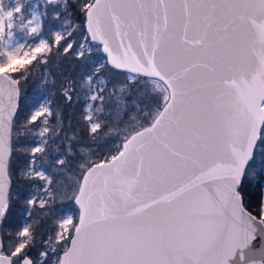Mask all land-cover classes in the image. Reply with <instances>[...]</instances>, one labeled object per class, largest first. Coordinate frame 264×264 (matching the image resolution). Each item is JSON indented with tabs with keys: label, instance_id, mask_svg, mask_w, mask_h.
Here are the masks:
<instances>
[{
	"label": "snow or ice",
	"instance_id": "1",
	"mask_svg": "<svg viewBox=\"0 0 264 264\" xmlns=\"http://www.w3.org/2000/svg\"><path fill=\"white\" fill-rule=\"evenodd\" d=\"M43 2L39 12L40 5L25 10L17 3L5 10L0 4V92L6 85L10 104L6 116L0 108V129L5 120L11 125L15 112L12 98L23 77L13 74L51 51L40 29L46 6L55 0ZM83 9L92 39L101 40L115 68L162 83L160 94L150 97V123L110 161L88 166L72 197L78 224L59 252L51 249V264H264V201L255 215L244 202L246 165L258 141L264 151V0H94ZM14 14H21L19 26ZM113 28L117 37H138L143 62L131 40L125 46L120 39L122 56L113 52L105 38ZM61 39L55 33L56 45ZM98 98L103 101L89 97ZM46 113L51 115L46 103L37 99L28 122ZM100 128L93 122L90 133ZM42 151V143L31 148L33 157ZM8 154L6 136L0 137V219L8 208ZM34 175L52 184L44 171ZM45 202L41 198L39 207ZM36 204L35 196L25 201V216ZM72 223L65 216L58 242L67 239ZM29 228L25 223L17 233L25 239L0 254V264H34L25 252L33 239Z\"/></svg>",
	"mask_w": 264,
	"mask_h": 264
},
{
	"label": "trees",
	"instance_id": "2",
	"mask_svg": "<svg viewBox=\"0 0 264 264\" xmlns=\"http://www.w3.org/2000/svg\"><path fill=\"white\" fill-rule=\"evenodd\" d=\"M87 2L66 0L64 7L57 3L47 5V14L43 16V30L52 44L51 51L37 57L26 71L13 74L15 78H23L20 79L19 110L12 126V153L9 163L12 184L9 205L1 224V235L4 252L9 254L17 241H21L17 233L28 221L33 239L25 248V252L30 254L34 264L39 260H43L44 264H51L56 259L51 249L55 248L59 252L61 246L66 245L72 237L71 234L63 241L57 240L60 222L68 209L75 212V221L78 223L79 209L75 206L70 192H61L65 180L62 182L60 179L63 175L70 174L72 180L76 172L82 170L81 165L88 162L87 153L83 154L80 148L87 152L93 149L91 165L111 159L112 155L121 151L127 138L150 123L149 116L154 107L150 97L160 94L157 84L162 82L158 79L143 75H134V79H131L129 71L115 69L105 61L99 69V75L105 77L106 86L101 93L103 101L97 102L96 107L101 128L96 134L90 133L91 125L86 119V99L82 86L86 75L93 70L94 59L105 57L100 48L89 55L84 53L83 57L76 55L82 39L87 37L86 10L83 9ZM44 8V2L40 0L41 11ZM68 19L72 28L63 36L60 44L56 45L54 32ZM68 43L72 46L68 51H64ZM67 87L70 88L69 95L65 93ZM44 96L50 98L53 110V115L49 118L51 132L57 124L61 126V131L57 136L54 134L53 144H48L47 148L37 155L39 159L53 165L56 176H62L53 180L54 198L48 199L43 208L39 207L37 202L30 207L31 215L25 216V201L30 198L31 190L40 188L41 185V180L28 172L33 156L31 148L35 145L34 131L39 121H28L34 102ZM66 132L69 137L74 135L71 142L74 153L68 154L66 144L61 142ZM254 155L261 156L262 168L257 171L255 178H249L244 184V202L252 213L257 214L261 202L264 201V151L259 150V142ZM59 156L65 157L63 164L58 163ZM41 252H48L49 255L40 257ZM60 254L62 255V252Z\"/></svg>",
	"mask_w": 264,
	"mask_h": 264
},
{
	"label": "rangeland",
	"instance_id": "3",
	"mask_svg": "<svg viewBox=\"0 0 264 264\" xmlns=\"http://www.w3.org/2000/svg\"><path fill=\"white\" fill-rule=\"evenodd\" d=\"M87 1H88L87 3H91L92 0H87ZM17 3L22 4L24 6V9L26 10V9L32 7L33 5H40V0H0V4L3 5V7H4L5 10H10ZM55 3H57V5H60L61 7H64L65 6V3H66V0H59V1L55 2ZM37 11L38 12L41 11L40 7L37 8ZM20 15L21 14H14V22H15V25L16 26H19L22 23V20L16 19V17L17 16H20ZM27 18L28 17H25L24 18L25 21H26ZM71 28H72V26H70V19H68L67 22L64 23V25L59 26L55 30L54 37H55V33H60L62 36L66 35V33L69 32L71 30ZM16 31H17V27H14L13 28V32H16ZM40 32H41V36L45 37L46 40H47V42H48V44L50 45V47H52V44H51L48 36L46 34H44V30H43V17L41 19V29H40ZM33 39H34V37H32V36L29 37V40L30 41H32ZM98 48H100L101 52L103 53L101 44L92 41L89 38V36L87 35V37H84L82 39L81 45H80L78 51L79 52L80 51H83L84 53H88V55H89V54L95 52L96 50H98ZM44 54H46V53H44ZM44 54H41V55H44ZM39 56L40 55H38L37 57H39ZM104 57L105 58H102V59H94V61L92 63L93 70L86 75L85 80H84V83H83V86H82L83 89H84V93L83 94H84V97L86 99V104H85L86 117L88 115H91V117H92L91 120H88L87 119V121L89 122L90 125L93 122H97V121L99 122V119H98V117L96 115V107H97V102H101V101L99 100V98L97 100L93 101V100H90L89 97L92 94H97L98 97L99 96H102L101 95L102 92L99 91V90L101 88H103V90L105 89L106 79H105L104 76L99 75V71L98 72L96 71L97 66L104 65V62L107 61V58H106L105 54H104ZM43 60H45V59H43ZM129 73H131V72H129ZM134 75H136V74L131 73L130 78L131 79H134ZM89 76L92 77L91 81H88V79H87ZM101 81H103V83H101ZM20 93H21V91H20ZM65 93L67 95L70 94V88L69 87H67L65 89ZM40 101L42 103H46V106L48 107L49 111L51 112V115H48L46 113L44 116H42V117H40V118H38L36 120V121H39V124H38L37 129L34 131V134L36 136V138H35V144L42 143L43 144V150H45L47 148L48 144H53L54 134H56V136L58 135V133L61 131L60 130L61 126L57 124L56 125V128L54 130H52V132H51V127L49 126V120H50L49 118L53 115V110L51 108V100H50L49 97L44 96L43 98L40 99ZM33 108H34V106H33ZM33 108H32V110H33ZM32 110H31V114H32ZM45 128L48 129L47 132H43V129H45ZM72 136H74V135L71 134L70 137H69V134L66 132L64 134V137L61 139V142L65 143L66 146H67V150L66 151H67L68 154L71 153V152H73V153L75 152V151H73L74 149L71 147ZM80 149H82L83 154H86L87 153V160H88V162L81 165V169L82 170L85 169V170L84 171L78 170L76 172L75 177L72 178V180H71V177H70L71 175L70 174L63 175V177L60 180L62 182L64 180L65 181L63 182L64 185H62V191L61 192H66V193L67 192L68 193L70 192L73 195L75 193L76 189L79 187V185L81 183V179L83 177L84 172L87 170L88 166L91 165V163L93 161V153H94L93 149H90L89 152H87L86 150H83L82 147ZM39 153H41V152H39ZM39 153H36L34 157L32 156V159H31V163H30L28 172L30 173V175H33L34 177H37V176L34 175V173L36 171L42 170V171H44L45 175L49 179L52 180V184L48 185L47 182H46V180H42V179H40L38 177L41 180L40 188L39 187H35L30 192V198L32 196H35L37 198V202H39V200L41 198H46V201L51 198V196H49V192H53V190H54L53 189V180H55L58 176H62V175L56 176V173L54 172V169H53V165H50L46 161L44 162L43 160L39 159L38 158V155H37ZM61 159L65 160V157L64 156H62V157L59 156L58 157V161L61 160ZM261 159H262L261 156L258 155L256 157V155H254L253 160L250 161V163H249V165L247 166V169H246V172L248 173L249 178H255L256 175H257V171H259L262 168ZM33 160H34V163H32ZM45 186H47L48 192H45L43 190ZM75 206L78 208V206L76 204H75ZM67 215H71L72 220H73V223L71 225H67L68 232L65 233L66 237H69L72 234V229L74 228V226L77 225V223L75 221L76 214H75V212L72 209H68L65 212V215H64L63 219ZM79 215H80V211H79ZM25 223H27L29 225V222L28 221H26ZM61 223H62V221L60 222L59 232L62 230L61 229ZM29 230H30V228H29ZM23 239H25V238L21 237V241Z\"/></svg>",
	"mask_w": 264,
	"mask_h": 264
},
{
	"label": "water",
	"instance_id": "4",
	"mask_svg": "<svg viewBox=\"0 0 264 264\" xmlns=\"http://www.w3.org/2000/svg\"><path fill=\"white\" fill-rule=\"evenodd\" d=\"M57 1H59V0H55V2H57ZM85 26H86V32H87V35L89 36V38L92 41L101 44L102 51H103V43L101 42V40L99 38L93 40L92 39V33L88 31L86 22H85ZM105 38L108 40L109 47L113 50V52L114 53H119L121 56H122V50H120V46H119L120 39H123L124 40L125 46H127V44L129 43V40H131V43H132V51L135 52L137 54V56H139L141 58L142 62H143L142 49L140 48V46L138 44V37H135V36H123V35L121 37H117L115 35V31H114V28H113V30L111 31V33H108V32L105 33ZM103 53L105 54V56L107 58L108 64L111 67L115 68V66L112 65V63H111L110 58L108 57V54L106 52H104V51H103ZM157 59L159 60V54L157 56ZM115 69H117V68H115ZM119 70L128 71L127 69H119ZM133 74L143 75V74H139V73H133ZM152 78H154V77H152ZM156 79H158V78H156ZM17 87L19 89V95L18 96H14L12 98V101L15 104V112H14V114L12 116L11 125L9 126L7 120H5L4 121L5 128L4 129H0V137L6 136V143H7V146L9 148V154H8V156L6 158V174H5V177H4V179H5L6 183H7V189H6V194L5 195H6V199H7V203L8 204H9V192H10V188H11V184H12L11 177H10V174H9V163H10V158H11V153H12V126H13V121H14L15 115H16L18 109H19V102H20V84ZM0 108H3L4 109V113H5V116H6L8 110L10 108L9 97H8V92H7V86L6 85L4 86V91L0 92ZM134 134H135V132L132 135H134ZM126 142H127V140L124 141V143H126ZM257 144H258V142H257ZM254 153H255V151H254ZM254 153H253V157H254ZM107 161H110V159L109 160H106V161H101V162H107ZM98 163H100V162H98ZM249 163H250V161H249ZM95 164L96 163H94L91 166H95ZM248 165H246V169H247V166ZM86 172H87V170L84 172L83 175H86ZM81 183H82V179H81ZM78 208H79V206H78ZM5 214H6V212H5ZM252 214H254V213H252ZM4 217H5V215H4ZM4 217L2 219H0V245H2V246H0V254L8 255V254H6L4 252L3 240H2V235H1V224L3 222Z\"/></svg>",
	"mask_w": 264,
	"mask_h": 264
}]
</instances>
